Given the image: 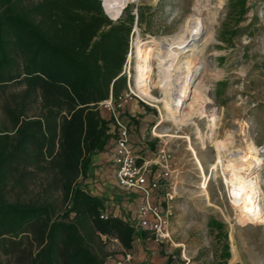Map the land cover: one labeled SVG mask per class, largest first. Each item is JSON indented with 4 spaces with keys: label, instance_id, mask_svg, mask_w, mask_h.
<instances>
[{
    "label": "trees",
    "instance_id": "16d2710c",
    "mask_svg": "<svg viewBox=\"0 0 264 264\" xmlns=\"http://www.w3.org/2000/svg\"><path fill=\"white\" fill-rule=\"evenodd\" d=\"M120 16L102 0H0V256L15 264H107L108 243L153 239L85 184L115 140L101 104L129 92L130 38L146 24L143 6Z\"/></svg>",
    "mask_w": 264,
    "mask_h": 264
},
{
    "label": "rangeland",
    "instance_id": "374dc122",
    "mask_svg": "<svg viewBox=\"0 0 264 264\" xmlns=\"http://www.w3.org/2000/svg\"><path fill=\"white\" fill-rule=\"evenodd\" d=\"M102 2L104 5L105 1ZM197 4H200L197 17L205 32L191 51L180 54V60L194 55L203 62L187 89L186 104L193 105L194 120L188 125H177L168 117L170 99L160 87L161 73L155 59L151 61L152 73L147 81L149 94L157 100L148 101L157 116L151 135L160 137L159 150L164 149L170 155V175L161 195L173 197L174 209L173 244L154 243L151 247L156 248L155 255L149 261L160 264L161 260L166 264L171 258V264H264V85H261L264 84V0H136L129 5L144 7L146 24L142 28L134 26L124 70L132 91L143 98L136 90L140 59L146 67L150 50L162 52L164 42L172 40L184 28ZM138 51H142L140 57ZM190 111L186 109L183 114ZM6 125V116L0 108V128ZM221 143L226 144L221 154L223 166L228 165L226 156L230 152H245L252 145L259 151L261 166H255L252 177H256L263 193L259 204L263 211L260 227L243 221L245 211L233 207L222 168L218 166L211 172ZM203 175L209 178L206 187ZM88 190L104 198L115 216L123 219H129L132 213L137 216L138 198L135 204L123 200L134 194L124 191L122 196L118 193L114 198L113 189L102 193L90 185ZM245 213L250 220L248 212ZM107 251L111 255L108 262L122 254L123 249L118 243L110 242ZM132 252L137 255L140 251L134 248ZM0 264L15 262L0 256Z\"/></svg>",
    "mask_w": 264,
    "mask_h": 264
},
{
    "label": "bare ground",
    "instance_id": "6f19581e",
    "mask_svg": "<svg viewBox=\"0 0 264 264\" xmlns=\"http://www.w3.org/2000/svg\"><path fill=\"white\" fill-rule=\"evenodd\" d=\"M104 1V10L106 14L114 21L115 19H117L121 9L125 8L136 0ZM199 9L200 4H197L193 10V14L187 20L184 28L172 40L164 42L165 49H162V52L150 50L146 58V67L144 66V62L142 63L140 59L136 69V90L141 95H144L157 102L154 96H152L148 92L147 81L149 78V74L152 73V59L158 61L159 72L161 73L159 80L160 87L163 89L165 96L170 99L167 102L169 113L168 117L172 119L177 125H188L194 120L195 116V113L193 112L195 111L193 105L187 106L186 104L187 89L188 85L190 84L189 82L196 74L199 65H201L203 62L199 58H196L194 55L184 56L182 60H180V54L191 51V47L195 45L197 40H199L205 32V28L197 17ZM249 49L251 50V48ZM250 50L247 52L249 53ZM141 53L142 51H138L139 57ZM155 53L157 54L156 56L150 55ZM256 58L257 57H255V59ZM232 83H234V80H232ZM186 109H191L189 113L187 112V116L183 114ZM160 124L161 122L159 123V125ZM225 148V143H221L217 146V160L215 164L212 165L211 172L213 174L218 169V166L222 168V172L224 175L223 180L228 188H230L229 194L233 203V207L237 211L248 212L250 220L246 218L247 213L244 212L242 216L244 219L243 221L251 225H256V227H260L261 225L259 224V221L263 218V211L259 207V204L260 196L263 193H261V187L256 181V177H252L255 173V166L260 165V160L257 157L259 151L257 150L256 146L252 145L247 148L245 152L240 150L230 152L228 156H226L228 165L223 166L221 154ZM196 161L198 166L202 170L203 168L199 160L196 159ZM203 177L205 179L204 186L206 187L209 178L206 175H203Z\"/></svg>",
    "mask_w": 264,
    "mask_h": 264
},
{
    "label": "built area",
    "instance_id": "2783aa9c",
    "mask_svg": "<svg viewBox=\"0 0 264 264\" xmlns=\"http://www.w3.org/2000/svg\"><path fill=\"white\" fill-rule=\"evenodd\" d=\"M132 97L153 106L148 103V101L152 102V99L146 96L143 97L145 99L139 97L131 88L117 104L112 100L101 104L109 110L114 120L116 180L121 189L136 195L140 201L137 213L139 218L137 224L140 229L149 232L158 245L173 244L171 232V220L174 217L171 204L173 197L170 194L161 195V190L170 175V155L166 150L161 149L158 151L155 163L146 161L139 164V158L130 140L131 125L124 120L121 113L122 103ZM154 167H157L156 171L153 170ZM113 264H138V262L132 251L123 250L122 254L113 259Z\"/></svg>",
    "mask_w": 264,
    "mask_h": 264
},
{
    "label": "crops",
    "instance_id": "0c3cea01",
    "mask_svg": "<svg viewBox=\"0 0 264 264\" xmlns=\"http://www.w3.org/2000/svg\"><path fill=\"white\" fill-rule=\"evenodd\" d=\"M128 88H131L129 81ZM127 93L128 92H125L124 95ZM101 107L103 108V106ZM102 108V115L104 117H108L110 114L109 110L105 108L103 110ZM151 108L153 107L146 105L137 98L127 99L122 103L121 107V113L124 120L131 125L130 140L133 149L139 158V164H142L146 161L155 163L159 151L158 144L161 143V140H159L160 137H153V135H151V129L156 127L153 126V124L157 121L155 111ZM110 134L113 135V125ZM152 147H155V149L152 150ZM112 150H115V142L114 140H109L106 151L93 156L92 168L87 179L85 180V184L87 185L88 189L90 185H92L95 191L102 193L113 189V195L115 198L118 193L122 196L125 192L124 190L122 191L120 187H118L116 180V165L113 163L114 159L112 158ZM153 170L156 171L157 167H154ZM135 199H137L136 195H131L128 200L123 198L124 202L133 204H135ZM129 219L137 223L139 220L138 214L136 216L132 213ZM150 241L151 239L135 244L134 248H137L140 251L139 254L136 255L138 264H150L149 259L151 256L155 255L154 250H156V248L151 247L155 242L152 241V243H150ZM109 263L113 264V260L107 262V264ZM163 263L164 261L160 260V264Z\"/></svg>",
    "mask_w": 264,
    "mask_h": 264
},
{
    "label": "water",
    "instance_id": "95a60500",
    "mask_svg": "<svg viewBox=\"0 0 264 264\" xmlns=\"http://www.w3.org/2000/svg\"><path fill=\"white\" fill-rule=\"evenodd\" d=\"M103 9H104V5H103ZM104 12H105V10H104ZM105 14H106V12H105ZM107 15V14H106ZM108 16V15H107ZM108 18L111 20V21H113L109 16H108Z\"/></svg>",
    "mask_w": 264,
    "mask_h": 264
}]
</instances>
